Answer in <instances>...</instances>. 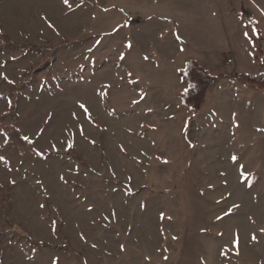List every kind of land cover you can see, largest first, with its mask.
Masks as SVG:
<instances>
[{
    "label": "rangeland",
    "instance_id": "1",
    "mask_svg": "<svg viewBox=\"0 0 264 264\" xmlns=\"http://www.w3.org/2000/svg\"><path fill=\"white\" fill-rule=\"evenodd\" d=\"M262 15L264 0H0V264L255 261L264 141L240 107L184 106L181 70L264 74Z\"/></svg>",
    "mask_w": 264,
    "mask_h": 264
},
{
    "label": "crops",
    "instance_id": "2",
    "mask_svg": "<svg viewBox=\"0 0 264 264\" xmlns=\"http://www.w3.org/2000/svg\"><path fill=\"white\" fill-rule=\"evenodd\" d=\"M230 38L232 39V36ZM193 59H196L200 64L205 66L207 70L211 71L206 59L204 60L200 57L196 58V56H194ZM184 65H186V62ZM226 75L227 78L217 80L211 85L206 94L204 106L206 105L207 96L210 95V104L212 106L210 111L214 116H216V113L218 116H226L228 110L230 111L229 114L233 116L235 114L233 110L240 107L239 116L241 126L248 127V131L251 135L255 132L256 135L254 136L257 137V142L264 141V90L256 89L254 86L244 83L240 78L233 76L231 73H227ZM224 90L228 92L227 94L230 96L229 100L225 99L223 101L222 92ZM212 111L215 112L212 113ZM251 135H248V137H251ZM254 136H252V141L256 140ZM255 249V261L254 257L250 256L251 259L246 261L245 264H264V245H258Z\"/></svg>",
    "mask_w": 264,
    "mask_h": 264
},
{
    "label": "trees",
    "instance_id": "3",
    "mask_svg": "<svg viewBox=\"0 0 264 264\" xmlns=\"http://www.w3.org/2000/svg\"><path fill=\"white\" fill-rule=\"evenodd\" d=\"M186 89L181 95L183 105L193 113L200 112L206 93L213 82L227 78V75H213L196 59H189L181 70ZM244 83L264 90V74L239 73L235 75Z\"/></svg>",
    "mask_w": 264,
    "mask_h": 264
},
{
    "label": "snow or ice",
    "instance_id": "4",
    "mask_svg": "<svg viewBox=\"0 0 264 264\" xmlns=\"http://www.w3.org/2000/svg\"><path fill=\"white\" fill-rule=\"evenodd\" d=\"M65 3H67V0H65ZM129 47H131V45H129ZM25 139H27V138L25 137ZM235 159H236V157H233V160H235ZM252 239H253V240H255V239H256V237H255V236H253V237H252Z\"/></svg>",
    "mask_w": 264,
    "mask_h": 264
}]
</instances>
